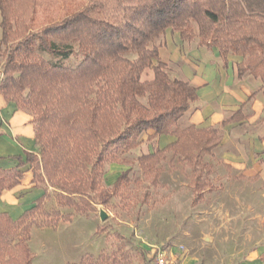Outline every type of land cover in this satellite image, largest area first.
I'll use <instances>...</instances> for the list:
<instances>
[{"label": "trees", "instance_id": "trees-1", "mask_svg": "<svg viewBox=\"0 0 264 264\" xmlns=\"http://www.w3.org/2000/svg\"><path fill=\"white\" fill-rule=\"evenodd\" d=\"M0 12V93L33 116L38 144L18 166L0 168V197L21 183L26 165L44 190L17 220L0 212V264H33L26 221L50 196L48 187L61 205L88 213L107 161L137 148L148 132L176 139L139 157L144 178L157 185L159 165L171 152L192 167L194 201L203 199L212 165L201 160L222 135L215 127H179L198 89L172 76L155 41L169 29L184 42L198 38V46L216 48L225 62L240 56V78L264 79V0H0ZM147 69L153 77L142 80ZM130 171L117 177L112 192L129 186Z\"/></svg>", "mask_w": 264, "mask_h": 264}, {"label": "rangeland", "instance_id": "rangeland-1", "mask_svg": "<svg viewBox=\"0 0 264 264\" xmlns=\"http://www.w3.org/2000/svg\"><path fill=\"white\" fill-rule=\"evenodd\" d=\"M165 36L155 44L163 45ZM187 42L195 46L198 38ZM3 62L4 55L0 69ZM152 77L147 69L142 80ZM152 134L141 135L137 148L118 151V161H107L102 188L90 193L93 210L88 213L61 205L56 189L48 187L50 196L26 221L33 264H153L159 249L176 264L264 261V177H249L227 165L215 150L201 160L212 165V173L203 199L196 203L192 167L171 152L159 165L157 185L144 178L139 157L163 147L160 136ZM129 169L132 182L112 192L117 177Z\"/></svg>", "mask_w": 264, "mask_h": 264}, {"label": "crops", "instance_id": "crops-1", "mask_svg": "<svg viewBox=\"0 0 264 264\" xmlns=\"http://www.w3.org/2000/svg\"><path fill=\"white\" fill-rule=\"evenodd\" d=\"M1 22L0 12V58ZM159 55L178 77L198 89V100L178 123L185 128H219L222 142L215 150L221 153L224 163L249 177H264V79L250 74L240 78L236 67L240 56L230 55L225 62L216 48L193 46L171 30H167L164 43L159 46ZM234 116L240 118L227 122ZM175 139L171 135L160 136L163 147ZM37 151L33 116L6 101L0 93V168H14L20 159H26V152ZM28 168H21L25 173L21 183L0 197V212H7L14 220L44 193L32 182Z\"/></svg>", "mask_w": 264, "mask_h": 264}, {"label": "built area", "instance_id": "built-area-1", "mask_svg": "<svg viewBox=\"0 0 264 264\" xmlns=\"http://www.w3.org/2000/svg\"><path fill=\"white\" fill-rule=\"evenodd\" d=\"M153 264H176V262L168 255L166 250L159 249L155 253Z\"/></svg>", "mask_w": 264, "mask_h": 264}, {"label": "water", "instance_id": "water-1", "mask_svg": "<svg viewBox=\"0 0 264 264\" xmlns=\"http://www.w3.org/2000/svg\"><path fill=\"white\" fill-rule=\"evenodd\" d=\"M106 217H107V214H106L105 212H103V213L101 214V218H102V219H106Z\"/></svg>", "mask_w": 264, "mask_h": 264}]
</instances>
